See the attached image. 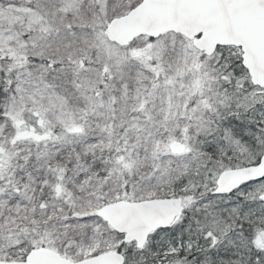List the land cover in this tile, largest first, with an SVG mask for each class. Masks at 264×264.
Segmentation results:
<instances>
[{
  "label": "snow or ice",
  "instance_id": "obj_1",
  "mask_svg": "<svg viewBox=\"0 0 264 264\" xmlns=\"http://www.w3.org/2000/svg\"><path fill=\"white\" fill-rule=\"evenodd\" d=\"M0 264H264V0H0Z\"/></svg>",
  "mask_w": 264,
  "mask_h": 264
}]
</instances>
